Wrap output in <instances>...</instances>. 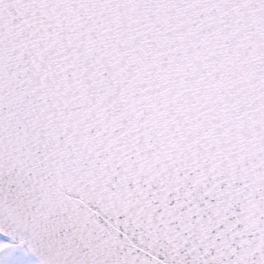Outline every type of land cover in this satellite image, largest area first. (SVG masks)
<instances>
[{
  "label": "snow or ice",
  "instance_id": "6c2138e0",
  "mask_svg": "<svg viewBox=\"0 0 264 264\" xmlns=\"http://www.w3.org/2000/svg\"><path fill=\"white\" fill-rule=\"evenodd\" d=\"M0 264H264V0H0Z\"/></svg>",
  "mask_w": 264,
  "mask_h": 264
}]
</instances>
